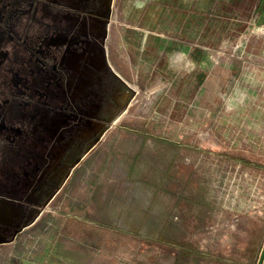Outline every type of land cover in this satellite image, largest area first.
<instances>
[{
	"label": "rangeland",
	"instance_id": "374dc122",
	"mask_svg": "<svg viewBox=\"0 0 264 264\" xmlns=\"http://www.w3.org/2000/svg\"><path fill=\"white\" fill-rule=\"evenodd\" d=\"M218 184L242 242L198 232ZM263 249L264 0H0V264Z\"/></svg>",
	"mask_w": 264,
	"mask_h": 264
},
{
	"label": "crops",
	"instance_id": "0c3cea01",
	"mask_svg": "<svg viewBox=\"0 0 264 264\" xmlns=\"http://www.w3.org/2000/svg\"><path fill=\"white\" fill-rule=\"evenodd\" d=\"M226 193L227 192H225L224 188L219 184L218 186L212 187L209 185L208 187L205 185L202 186V195L203 199L205 198V201H202L201 209L199 205L196 207L198 210H202L201 218L199 220L194 218L195 206H192L191 214L187 211V214L185 215L188 226L186 230L187 246L194 242L195 232L193 218L194 220L196 219V221H199V225H201L198 232L202 231V234L205 236L204 239L209 242H242L245 240L244 235L252 231L250 229V211L246 208L242 209L241 207H238V209L230 208V204L232 203L226 202L227 199H229V193ZM190 220L192 222L191 224ZM190 225L191 227L189 229ZM248 226L250 230H248ZM249 241H251V238H249ZM188 250H191L192 253L187 256L192 258L195 257L192 245L191 249L189 248Z\"/></svg>",
	"mask_w": 264,
	"mask_h": 264
},
{
	"label": "water",
	"instance_id": "95a60500",
	"mask_svg": "<svg viewBox=\"0 0 264 264\" xmlns=\"http://www.w3.org/2000/svg\"><path fill=\"white\" fill-rule=\"evenodd\" d=\"M263 262H264V249H263V252H262V255H261V258L258 264H263Z\"/></svg>",
	"mask_w": 264,
	"mask_h": 264
},
{
	"label": "flooded vegetation",
	"instance_id": "af4514ba",
	"mask_svg": "<svg viewBox=\"0 0 264 264\" xmlns=\"http://www.w3.org/2000/svg\"><path fill=\"white\" fill-rule=\"evenodd\" d=\"M57 39L59 40V39H61V41L64 39V36L63 35H59V36H57Z\"/></svg>",
	"mask_w": 264,
	"mask_h": 264
},
{
	"label": "bare ground",
	"instance_id": "6f19581e",
	"mask_svg": "<svg viewBox=\"0 0 264 264\" xmlns=\"http://www.w3.org/2000/svg\"><path fill=\"white\" fill-rule=\"evenodd\" d=\"M124 97V96H123Z\"/></svg>",
	"mask_w": 264,
	"mask_h": 264
}]
</instances>
